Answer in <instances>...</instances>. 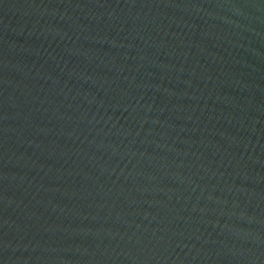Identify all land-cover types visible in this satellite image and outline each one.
Segmentation results:
<instances>
[{
  "label": "water",
  "instance_id": "obj_1",
  "mask_svg": "<svg viewBox=\"0 0 264 264\" xmlns=\"http://www.w3.org/2000/svg\"><path fill=\"white\" fill-rule=\"evenodd\" d=\"M0 264H264V0H0Z\"/></svg>",
  "mask_w": 264,
  "mask_h": 264
}]
</instances>
